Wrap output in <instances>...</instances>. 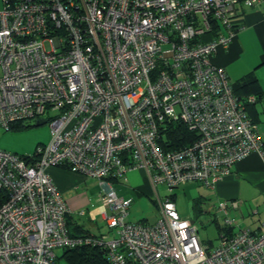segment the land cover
Wrapping results in <instances>:
<instances>
[{
  "label": "built area",
  "instance_id": "built-area-1",
  "mask_svg": "<svg viewBox=\"0 0 264 264\" xmlns=\"http://www.w3.org/2000/svg\"><path fill=\"white\" fill-rule=\"evenodd\" d=\"M261 5L0 0V129L39 120L50 129L32 155L0 150V264H56V250L81 248L102 251L109 264H264V234L229 233L236 203L217 204L223 230L211 248L171 197L188 183L212 189L244 157H264L258 125L212 62L241 28L239 8ZM174 124L198 139L165 151ZM52 167L98 180L107 235L70 234L71 211L46 173ZM134 170L146 173L157 199L152 225L129 222L132 199L110 186Z\"/></svg>",
  "mask_w": 264,
  "mask_h": 264
},
{
  "label": "crops",
  "instance_id": "crops-1",
  "mask_svg": "<svg viewBox=\"0 0 264 264\" xmlns=\"http://www.w3.org/2000/svg\"><path fill=\"white\" fill-rule=\"evenodd\" d=\"M237 21L241 25L240 30L226 48L216 49L212 62L225 71L234 87L240 85L246 78H252L255 81L256 92H261L262 97L251 105L249 111L259 128V125H264V5L241 6ZM259 134L264 143V131H259ZM40 145L42 144H37V146ZM46 173L71 211L66 219L71 234L95 237L107 235L105 223L96 225L94 224L96 220H92V216L96 217L101 211L100 206L88 210L92 204L88 191L91 187L97 188V194L92 199L93 202H97L99 195L103 193L99 184L64 167H52L47 169ZM116 183H110V186L118 197L133 199V202L136 200L137 203L149 199L158 212L156 196L143 170L130 171L126 174L124 181ZM197 186L201 185L188 183L180 186L186 188L185 195L192 204L191 211L194 212L195 218L207 216L214 219L219 202H234L236 208L228 212V217L235 221L231 232L236 234L240 230H249L264 234V228L260 227L264 223V157L258 153L244 157L232 166L230 174L212 189L193 191ZM157 194L158 198L166 197V194L161 195L159 192ZM175 197L174 195V204ZM81 211L88 215L87 220H83L85 215L82 217L78 215ZM158 218L159 212L157 219L152 223L143 217L136 223L152 225ZM189 220L195 223L194 219L189 218ZM101 221H103L102 218ZM218 226L216 225V228Z\"/></svg>",
  "mask_w": 264,
  "mask_h": 264
},
{
  "label": "rangeland",
  "instance_id": "rangeland-1",
  "mask_svg": "<svg viewBox=\"0 0 264 264\" xmlns=\"http://www.w3.org/2000/svg\"><path fill=\"white\" fill-rule=\"evenodd\" d=\"M259 131H264V125H259ZM50 139V129L48 125H43L39 127H31L28 129H19L14 131L5 132L0 129V150L8 153H16L17 155H32L36 150L37 144L47 145ZM41 146V145H40ZM95 180L98 184V180ZM117 184V183H115ZM114 184V185H115ZM192 184V183H189ZM195 184V183H193ZM116 189V187H114ZM202 186H197L193 191L203 190ZM186 188L178 187L173 190V195H175V207L176 212L182 216L183 219H191L195 221V226L198 230V238L202 244L212 245L211 248L216 247L218 243V230L216 225H223V216L221 213H216L218 215L217 219H210L207 216H202L201 218H195L194 212L191 211V202L187 200L185 195ZM206 190V189H205ZM97 188L91 187L88 191L90 196V200L92 201L91 206L89 207L92 210L94 207L100 206L99 202H93L92 199L95 198L97 194ZM158 192L161 195L167 196V190L164 186L158 187ZM133 200V199H132ZM135 202V203H134ZM132 203L129 208V216L128 221L131 223H136L140 218H145L149 223L154 222L157 219L158 212L150 202L149 199H146L142 202L137 203L136 200ZM181 204V205H180ZM183 210V211H182ZM88 213V211H86ZM215 214V215H216ZM141 216V217H140ZM88 215L86 214L83 220H87ZM94 224L103 225V221H101L100 215L95 217ZM57 260L56 264H70L67 259L63 256V250L55 251Z\"/></svg>",
  "mask_w": 264,
  "mask_h": 264
},
{
  "label": "trees",
  "instance_id": "trees-1",
  "mask_svg": "<svg viewBox=\"0 0 264 264\" xmlns=\"http://www.w3.org/2000/svg\"><path fill=\"white\" fill-rule=\"evenodd\" d=\"M256 89H257V85L252 78H246L240 85H237L235 87L233 86L234 94L238 97L239 101L244 105L248 116L252 119V121L255 124L257 123L254 120V118H252L249 111V108L251 107V105H253V103L251 104L247 103V99L249 97H253L255 101H259L261 99L262 93L259 91L256 92ZM31 127H36V126L30 124L27 125L18 124L14 126L11 129V131L19 130V129H28ZM197 139L198 136L195 133L188 131L186 127L182 126L181 124H174L171 127H169L167 132H165L164 140L161 141V147L165 151L177 150L195 142ZM262 146H264V143H262ZM118 182H122V181H118ZM173 196L174 195L172 193L171 195L172 201H173ZM66 224H67V220H66ZM67 228H68V224H67ZM217 229H218V234L220 233L221 230H223L219 226L217 227ZM229 233H231V231H229ZM71 235L75 236L73 234ZM63 256L67 259V261L70 264H109L107 259L105 258L104 253L98 249H93V248L63 250Z\"/></svg>",
  "mask_w": 264,
  "mask_h": 264
},
{
  "label": "water",
  "instance_id": "water-1",
  "mask_svg": "<svg viewBox=\"0 0 264 264\" xmlns=\"http://www.w3.org/2000/svg\"><path fill=\"white\" fill-rule=\"evenodd\" d=\"M45 123H46L45 120H39V121L36 122L35 126L36 127L43 126V125H45Z\"/></svg>",
  "mask_w": 264,
  "mask_h": 264
}]
</instances>
